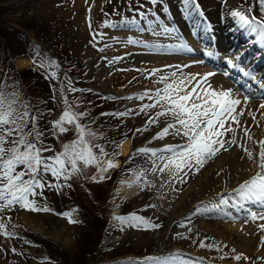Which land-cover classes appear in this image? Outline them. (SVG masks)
Masks as SVG:
<instances>
[{
  "label": "rangeland",
  "instance_id": "374dc122",
  "mask_svg": "<svg viewBox=\"0 0 264 264\" xmlns=\"http://www.w3.org/2000/svg\"><path fill=\"white\" fill-rule=\"evenodd\" d=\"M78 1L81 2L82 7L76 8ZM89 5H92L89 9V19L85 21L83 15L86 14ZM189 9L197 11L192 18H187ZM237 9L245 12L250 19L252 17L249 12H253L257 19L264 21V0H195L194 5L188 4L187 0H156L155 3L152 0H84V3L83 0H0V29L3 32H0V88L5 94L17 93L16 107L22 106L19 110L23 111L24 103L33 101V84H31L33 74L34 78L38 76L44 88L39 89L37 97L42 98L46 95V101L44 104L35 105L36 111L39 113L51 111L53 107L56 112H61L64 108L63 98L67 96L74 112L87 113L79 123L87 125L94 136H86L85 139L89 140L91 145L99 146L92 148L96 162L85 166L83 161L77 160L80 171L73 174L70 179L57 180L50 173L43 174L47 184L53 186H46L42 190L43 195H37L34 199L37 206H47L51 211H27L30 219L34 221L33 224H40L38 228L28 225L20 218L24 210L20 205L0 209V264H83L92 257L94 261L87 264H116L113 261L120 257L142 258L151 253L155 254L153 250L156 248L149 249L154 243L145 244L143 237L135 236L136 238L133 239L131 232H139L141 229L144 232L154 231L153 236L157 234L158 230L151 228V223L156 221L151 215V209L137 210L135 205L154 196L155 181L166 177L167 169L162 163L156 162L151 153L145 154L137 150L150 149L155 143L175 137L169 135L164 139H153L158 133L156 130L160 127L163 129L167 124L162 120L164 116L159 117L156 123H149V119L155 115H150L151 112L144 115L146 110L141 109L145 104H150V100L146 97L140 100L138 97L148 89L164 87V84L157 83L162 75L172 72H177L178 75L179 72L173 67L161 68L160 65H154L155 62L152 67H144L142 63L133 60L129 66H126L128 70L123 72L128 75L131 83L127 87L121 84L111 86L108 78L113 77L114 71H118L112 69L110 64L114 58L110 56L100 58L95 51V45L87 40L91 37V33L97 36L108 26L112 30L118 29L117 23L122 22L121 24L125 26L123 32L131 33L130 25L138 26L151 21L169 22L170 19L185 25L186 34H189L192 29L188 19L200 20L198 14L207 17L219 16V12L221 18H234L231 13ZM170 22L172 23V20ZM205 44L209 46L208 42ZM89 49L93 54L91 60L85 57V52ZM20 51H25L29 57L25 60L19 59L22 57L21 54L19 55ZM7 53L15 55L10 58ZM124 57L129 58L127 55ZM51 61L57 62L58 67H49ZM41 62H44L43 67ZM175 66L178 64L175 63ZM13 69L27 70L21 71L23 74L19 72V75H16ZM153 69L161 71L152 75ZM51 72L56 73L55 79L50 77ZM69 80L71 87L80 91L70 92ZM131 86H135L136 89H129ZM155 110L162 108L156 107ZM117 112H126L128 115H112ZM103 113L108 115H102ZM166 116L176 122L171 114ZM53 122L55 121L50 119V123ZM36 124L40 131L37 120ZM229 126L234 131L225 132V128ZM31 127L29 123L26 131ZM65 127L70 132V136L64 132L59 133L52 127L55 142L51 143L52 146L46 142L44 148L50 151L43 152L44 157H55L64 151L65 145H70L78 139L74 124H65ZM237 128V125L227 120L226 126L221 130L225 133L224 136L230 135L228 139L231 138V134L236 135L237 144H240L241 136ZM137 129L141 131L138 132ZM123 138H129L131 141L130 153L126 155H121L119 150ZM43 144L44 142L40 140L37 146L42 147ZM100 148H103L108 155L102 154ZM109 160L116 166L107 168ZM104 168H107V171H101ZM22 170L23 166L17 167V171ZM68 170L71 171V168L69 167ZM175 174L169 180L170 190L173 192V187L179 183L184 186L189 184L190 180L191 184L194 182L193 177H189V174L185 175L184 171L177 174L176 170ZM198 174L200 175L197 173L193 176L196 177ZM99 175L104 179H99ZM93 177L96 179L94 180ZM122 182L134 183L130 190L140 196L132 200L123 199L117 192ZM56 184L63 186L58 190ZM99 184L101 187L98 186ZM98 187L102 192L101 195L106 196L103 202L104 217L96 214L94 205L89 202L88 194L93 193ZM40 191L37 189V192ZM75 199L77 202H82L84 208L79 207ZM2 203L3 201H0V204ZM250 210L264 212V207ZM115 211L118 213L113 216ZM66 212H72V218L78 222L70 223L67 217L60 215ZM133 214L144 218L138 227L132 226L135 223L132 220L122 222L118 219V217H131ZM123 227L132 231H124ZM55 230L60 231L59 237H69L67 243L54 236ZM98 234L101 240L92 252L89 246L91 241L94 243ZM162 234H165L164 238L167 240L165 243L161 242L162 246L157 248L167 250L179 245L174 243L170 233L167 234L165 226L162 227ZM179 252L184 259L186 258L185 260L188 259V264L191 262V264H208L205 259L188 254L185 250ZM222 262L230 263L232 260L225 256Z\"/></svg>",
  "mask_w": 264,
  "mask_h": 264
},
{
  "label": "bare ground",
  "instance_id": "6f19581e",
  "mask_svg": "<svg viewBox=\"0 0 264 264\" xmlns=\"http://www.w3.org/2000/svg\"><path fill=\"white\" fill-rule=\"evenodd\" d=\"M90 6L92 5L88 6L85 11L86 14L83 15L85 21L89 19ZM77 7H82L81 2L78 1ZM194 13H197V11L189 9L187 18H192ZM218 14L219 16L212 17L198 14L197 17L200 19L198 22L188 19L191 22L192 31L191 34L184 36L186 26L170 19L172 23L170 21H151L144 23L142 26L130 25L131 33L123 32L125 26L121 22L117 24L118 29L112 30L108 26L104 29L105 31L97 36L91 33V37L87 40V42L95 45V51L100 58L107 56L114 58L109 63L112 69H118V71H114L113 77L108 78V83L111 86L121 84L127 87L131 83V80L127 77L128 75L123 72L128 70L126 66H129L133 60L142 63L144 67H152L153 62H155L154 65H160L161 68L172 66L177 70L176 63L178 66L187 65V67L182 68L183 73L189 77L195 76L196 80L201 79L208 72L214 73L213 76L208 78L212 87L217 90L231 89L233 98L241 101L235 112L225 120L224 125L225 127L227 120L237 125L241 143L237 144L238 137L236 135L231 134L230 139H228L229 134L227 136L223 135L222 139L234 141V143L225 145L228 151L221 149L214 157L207 159L204 165L199 168V171L196 170L195 166L191 169L184 168V173H188L189 177H193L194 182L191 184L190 180L189 184L183 186L180 185L181 183L178 180L179 185L173 187L174 192L170 190L169 180L173 175H176L177 169L174 164L169 167L164 166L167 169V176L155 181L156 193L154 196L139 201L135 205L137 210L151 209V215L156 218V221H153L151 225H159V227L151 228L158 230V232L155 236H153L154 231L144 232L139 229V232H131L133 239L143 237L145 244L154 243V246L149 249L156 248V250H153L155 254L151 253L142 258L120 257V259L113 261L116 264H188V259L183 258L179 252L180 250H185L188 254L203 258L208 264H264V228L261 227V225H264V219L253 220L249 215V213L254 212L257 217L264 216V212L250 210L264 207V204L255 201H241L240 204L243 205L241 207L235 200L228 197V194L232 193L240 184L250 180L260 171L254 160L258 159L257 153L260 150V142L264 139V108H260V105L264 104V40L257 33L242 27L237 19L221 18L220 12ZM193 32H197V35H193ZM231 34H234L233 38L230 37ZM94 36H96V39ZM236 37H238L237 40H235ZM201 40H205L210 45L206 47V44ZM90 48L92 50V47ZM189 48L191 51L188 50ZM224 50H228V52ZM89 51L90 49L85 52V57L91 60L93 54ZM201 51L204 53H201ZM253 51L256 53L255 56L248 58ZM125 55L129 58L125 59ZM122 56V60L116 59L122 58ZM20 59L25 60L26 58ZM229 59L233 61L234 67L229 66L228 63L223 64V60L228 61ZM253 62H255L254 66H260V70L263 71L262 77L258 76V73L252 76L253 72L250 65ZM186 68H188L187 71ZM178 72L177 76L180 75V71ZM236 72H238V75L235 74ZM232 76H235L236 82L232 81ZM240 82L246 83L242 88L246 89L248 94L239 89ZM164 87L151 89L150 94L154 96L157 89H163ZM204 87H207V85H204ZM134 88L135 86L129 87V89ZM246 96L249 98L247 102L242 99ZM152 101L154 103V100H150V103ZM160 111H163V109H147L144 115L149 112H151L150 115H156ZM233 118L239 123H235ZM162 120L167 125L176 123L168 116H164ZM217 128L222 132L219 125H217ZM161 130L162 127L156 132ZM177 143H182L178 137L167 138L165 141L153 144L152 148L163 149L169 144ZM245 148L253 152L254 159L250 160L248 158L247 153L244 151ZM130 149V139L123 138L119 144L121 155L130 153ZM161 155L167 157L170 154L158 152L157 155L153 156L156 162L165 165L167 161L161 160ZM197 173H200V175L194 177L193 175ZM131 186L132 183L130 182H127V184L122 182L118 187L123 199L132 200L140 196L137 192L134 193L132 189L130 190L133 187ZM222 196L229 198L228 205L212 211L196 213L195 209L198 207L214 208V205L219 203ZM253 205L260 207H249ZM27 211L24 208L20 218L26 221L28 225L38 228L40 224H33L34 221L30 219ZM117 213L115 211L113 216ZM235 221L238 224H232ZM164 226L167 234L170 233L173 236L174 243H179V245L172 247L174 250L157 248L158 246L161 247L162 243L167 240L164 238L165 234H162V227ZM124 231L130 232L132 230L124 228ZM54 232V236L59 237L60 231L55 230ZM63 237L65 238H59L67 243L69 237ZM237 255L241 256L240 260L235 259ZM225 256L229 257L232 262L223 263L222 258ZM149 257H160L162 259L155 261L149 260Z\"/></svg>",
  "mask_w": 264,
  "mask_h": 264
},
{
  "label": "snow or ice",
  "instance_id": "6c2138e0",
  "mask_svg": "<svg viewBox=\"0 0 264 264\" xmlns=\"http://www.w3.org/2000/svg\"><path fill=\"white\" fill-rule=\"evenodd\" d=\"M152 2L155 3L156 0H152ZM187 3L194 5L195 0H187ZM231 15L238 20L242 27L257 33L264 40V21L255 17L250 19L245 12L239 9L233 10ZM182 47L184 46L182 45ZM188 50L191 51L190 48ZM227 63L229 66H235L231 59ZM41 66H44V62H41ZM48 66L58 67V64L55 61H51ZM175 67L180 71L179 76H177V72L162 75L157 83L164 84L165 87L163 89H157L154 96L150 94V90H146L138 98L147 97L150 100H154V103L145 104L141 109L142 111L156 107L163 109V111L157 112L155 117H151L148 121L149 123H156L159 117L168 114H171L176 121L175 124L165 126L153 139H164L166 136L171 135L178 137L182 143L169 144L163 149L141 148L137 151L145 154L151 153L153 156L157 155L158 152L169 153L170 155L167 157L161 155L160 159L167 161L165 167L174 164L177 174H179L184 168L191 169L194 166L199 171V168L204 165L207 159L214 157L221 149L228 151L225 145L234 143V141L220 139L224 132L219 131L217 125H219V128H224L225 120L235 112L241 101L233 98L231 89L217 90L212 87L208 78L213 76L214 73L208 72L201 79L196 80L195 76L189 77L183 73L182 68L187 67V65ZM158 71L161 70L153 69L151 74L154 75ZM49 75L53 79L56 78L55 72H51ZM68 83L70 92L80 91L71 87V80ZM204 85H207V87H204ZM61 91H63V88H61ZM17 97V93L5 94L0 88V185H2L0 187V201H3L0 204V209L18 204L31 211H51L47 206H37L34 199L37 195H43L42 190L46 186H53L47 184L43 174L50 173L57 180L61 178L70 179L73 174H77L80 171L77 167V160L83 161L85 166L95 162L96 158L92 153V148L99 146L91 145V142L85 139L86 136H94V133L88 129L87 125L79 123L87 113L74 112L67 96H65L63 99L66 109L60 119L53 122V128L57 129L59 133H63L68 130L65 124H74L78 139L70 145H65L64 151L55 157H44L42 153L50 151V149L37 146L42 136L36 125L37 117L31 115L26 104L23 105V111L19 110L16 107L18 103ZM127 99H132V97H127ZM244 99L247 102L249 98L246 96ZM260 108H264V104H261ZM102 115L108 114L103 113ZM112 115L124 116L128 115V113L117 112L112 113ZM233 121L239 123L234 118ZM29 123H31L32 127L26 131ZM137 131L141 130L137 129ZM231 131H234L231 126L225 128V132ZM30 137L33 139H29ZM244 151L250 160L254 159L251 150L245 148ZM100 152L106 156L108 155L103 148H100ZM257 156L258 159L254 160V162L260 171L228 194V197L235 200L241 207L243 206L240 204L241 201H255L264 204V141L260 142V150ZM18 166H23V170L17 171ZM115 166L111 160L107 162V168ZM69 167L71 171L68 170ZM107 168L101 169V171H107ZM187 174L185 173V175ZM25 177L28 178L25 179ZM100 178L104 179L103 176ZM93 179L95 180L96 178L93 177ZM62 186L61 184L55 185L58 190ZM37 189L41 191L37 192ZM29 197H33V199H29ZM229 198L222 196L219 203L214 205V208L210 209L204 206L203 208H196L195 211L200 213L218 209L221 206L228 205ZM60 215L67 217L70 223L78 222L72 218V212L61 213ZM249 215L253 220L264 219V216L257 217L254 212L249 213ZM118 219L122 222L132 220L135 222L132 226L138 227L144 218L133 214L131 217H118ZM151 227L156 228L159 225H151ZM261 227L264 228V225H261ZM5 235L8 234L5 233ZM148 259L159 261L162 258L149 257ZM235 259L240 260L241 256L237 255Z\"/></svg>",
  "mask_w": 264,
  "mask_h": 264
},
{
  "label": "trees",
  "instance_id": "16d2710c",
  "mask_svg": "<svg viewBox=\"0 0 264 264\" xmlns=\"http://www.w3.org/2000/svg\"><path fill=\"white\" fill-rule=\"evenodd\" d=\"M0 32L3 33L2 30ZM20 52L21 53H19V54H27V53H25V51H20ZM40 80L41 79L38 76H37V78H34V74H33V81L31 82V84H33V101H31V100H30V102L26 101V103H24V104H28V109H29L30 113L33 110V113H31V115H35V113H36L37 122H38V124L40 126V132L42 133V137H40V140L44 142V144L42 146V147H44L46 142H48L51 146H52L51 143L55 142V137H54L53 129H52L53 124L50 123V119H52L53 121L59 120L61 115L63 114V112L66 109V105L64 103V108L62 109L61 112H56L55 109H53V107L51 108V111H44L42 113H39L38 111H36L35 105L44 104L45 101H46V95H44L42 98H38L37 97V95H38L37 92L39 91V89L40 88H44V85L40 84ZM3 88H4V86H3ZM24 101H25V99H24ZM21 107H18V109L21 108ZM51 132H52V134H51ZM64 133L66 135H69V136L71 135L69 131H66ZM99 176H101V175H99ZM99 176H98V178L100 179ZM98 186L101 187L100 184ZM101 193L102 192L100 191V188L98 187V189H95L93 193H89L88 196H89V202L94 205L95 213L104 217V215H105V206H104L103 202L106 199V196L105 195H101ZM73 196H75V195L73 194ZM75 202H76V204L79 207L84 208L82 202H80V201L77 202V199H75ZM104 224H105V222H104ZM88 234H90V233L88 232ZM99 240H101V237L98 234L95 237L94 243H93V241H91V245L89 246V248L92 249V252L95 251L96 244L98 243ZM92 261H94L93 257H92L91 260L85 261L83 264H87V263L92 262Z\"/></svg>",
  "mask_w": 264,
  "mask_h": 264
}]
</instances>
